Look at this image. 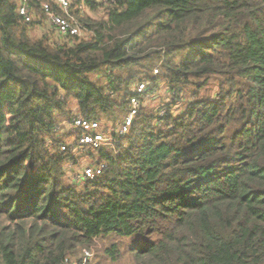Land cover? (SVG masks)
Listing matches in <instances>:
<instances>
[{
    "label": "trees",
    "instance_id": "16d2710c",
    "mask_svg": "<svg viewBox=\"0 0 264 264\" xmlns=\"http://www.w3.org/2000/svg\"><path fill=\"white\" fill-rule=\"evenodd\" d=\"M75 2L106 17L77 11L86 36L59 44L0 0V264H83L113 236L134 264H264V0ZM139 81L168 102L143 103L99 150L103 174L76 184L72 118L124 117Z\"/></svg>",
    "mask_w": 264,
    "mask_h": 264
},
{
    "label": "built area",
    "instance_id": "2783aa9c",
    "mask_svg": "<svg viewBox=\"0 0 264 264\" xmlns=\"http://www.w3.org/2000/svg\"><path fill=\"white\" fill-rule=\"evenodd\" d=\"M76 0H50L43 2L41 13H37L31 6V0H17V12L27 23L45 22L52 30L51 41L59 44L70 43L75 38H84L86 29L77 15V11H84L83 3ZM158 69L155 71L157 72ZM150 81H139L133 85L129 97V109L123 119L113 125L105 120H90L82 115H75L69 123L75 129L72 141L60 145V150L70 151L80 160L81 169L75 171L70 178L76 184H83L87 180L95 179L103 174L106 163L101 161L100 149L114 150L119 136L126 135L134 122L145 98ZM149 95V93H148ZM71 165V164H70ZM92 260V255L86 251L83 264Z\"/></svg>",
    "mask_w": 264,
    "mask_h": 264
},
{
    "label": "rangeland",
    "instance_id": "374dc122",
    "mask_svg": "<svg viewBox=\"0 0 264 264\" xmlns=\"http://www.w3.org/2000/svg\"><path fill=\"white\" fill-rule=\"evenodd\" d=\"M84 16L87 17H92L93 19H100V18H105L106 17V11L104 8H99L97 10H90L88 8H86L83 12H82ZM83 23V22H82ZM29 35L34 38V39H38L41 38L45 35H48L50 37V35H52V30L49 28V26L43 21V22H39L37 25H34L31 29H29ZM159 69V68H158ZM156 69H154V73H158L159 71L157 70V72L155 71ZM191 89L192 87H188L186 89L185 94L182 95L180 102H179V106H176V111L180 110V109H184L185 107H187L188 105V99H192L193 97L191 96ZM217 89L214 88V92ZM204 94H206V92H204ZM209 94V93H208ZM169 92L168 90H165V87H159L158 90L154 91L153 93H150L148 95V91H147V98L144 99L143 103L144 105H146V107L148 108V110L154 111L157 110L158 108H160L165 102H168L167 99L169 98ZM72 107H73V114L78 113L77 109H76V103L72 102ZM124 112H122L120 109L116 111L115 115H105L104 118L107 119L108 121H111L113 125H115L113 122L115 118H118V123L121 121V119L123 118ZM112 119V120H111ZM67 123V119H64ZM116 123V122H115ZM117 123V124H118ZM70 126H68L69 128ZM70 130V129H69ZM73 136L72 134L66 136V140L68 141H72ZM81 169V163L80 160L77 159V163H72L71 165H69L67 167V171L70 172V175H72L75 171H79ZM112 241H117L120 246H121V251L122 254L120 256V258L117 261H112L110 258H108L106 256V248L109 247V245L111 244ZM133 245V239L130 238H123V239H117L116 237H109V238H104L101 239L99 238L95 245H93V247L91 248V250H86L89 251V253L92 255V264H134V259H133V254L132 252H130L131 250H129ZM86 251H84V253L79 254L78 256L80 257L85 256Z\"/></svg>",
    "mask_w": 264,
    "mask_h": 264
}]
</instances>
